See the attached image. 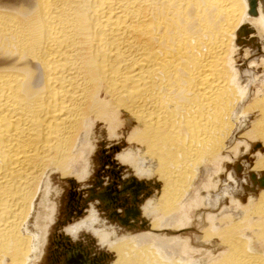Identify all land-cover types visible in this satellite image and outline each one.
Instances as JSON below:
<instances>
[{
	"label": "bare ground",
	"instance_id": "6f19581e",
	"mask_svg": "<svg viewBox=\"0 0 264 264\" xmlns=\"http://www.w3.org/2000/svg\"><path fill=\"white\" fill-rule=\"evenodd\" d=\"M124 125L116 161L163 184L149 227L158 185L105 151L88 199L149 231L116 239L91 207L72 238L111 264H264V0H0V264H38L52 178L85 179L96 128ZM77 246L64 264L109 258Z\"/></svg>",
	"mask_w": 264,
	"mask_h": 264
},
{
	"label": "rangeland",
	"instance_id": "374dc122",
	"mask_svg": "<svg viewBox=\"0 0 264 264\" xmlns=\"http://www.w3.org/2000/svg\"><path fill=\"white\" fill-rule=\"evenodd\" d=\"M259 73H263L262 71ZM261 86L256 87V89H260ZM257 91V90H256ZM122 132H120V136H115V137H111L109 138L106 134V132L104 131L103 128H96L95 132H94V136H93V151H91V154L88 155V171H87V177L85 179H83L82 181H76L75 179L68 177V178H60L59 175H54V177L52 178V190L48 195L49 201L53 204H51L54 207L55 212L53 211L52 215V219L54 220H50L49 221V227H48V231L46 233V242L44 245V252L42 253L41 259L39 260L38 264H53L54 262V255H51L52 251H56L55 247H59V244L65 243L67 242L68 244V238L67 236L70 238V243H76V244H80L81 247L84 246L86 247L89 251H91L90 256L92 258V256L98 255V252H103V253H107L109 254V258L104 259L102 262L103 264H111L113 259H115V253L109 249V247L107 246V244H101L98 240H97V234L93 233L92 231H90V229H81L78 232V235L75 238H72L70 236V234L68 233V231H66L72 224H76V223H82L83 220L85 221L86 218L89 216L90 214V210L91 207H93V209L95 210L96 216L97 218L100 220V223L104 225V231L110 232L109 231V227H113V228H117L115 229V234L117 236L116 239H119L121 237V235H124L122 237L127 236V234H131V235H137V234H141L143 232L149 231L148 227H149V219L142 215L141 209L142 206L145 204L146 200L148 201V199H150L153 196L158 197L161 189H162V182L157 180V176L153 175L152 176H146V175H142L141 177L136 176V174H134L132 171H134L133 168H131V166L122 164V163H118L116 161V155L122 151H125L127 148V144H126V130H128V127L126 125L123 126L122 128ZM117 137V138H116ZM260 145L257 143V141L252 144L250 147L253 149H256L257 147H259ZM121 147V149H120ZM250 148V149H251ZM103 151H105V155H110L112 157V159L119 165V166H123L122 168V178H125L127 176H129V174H131L132 176H134L137 180H141V181H145L148 183V181L152 184H156L158 185V187H154V186H149L150 189V194H148V196H145V192L143 191L141 194L138 195V199H141V202L139 204V209L141 212V218H144L143 220L147 221V226L141 228L139 226V224H137L138 226L135 228H129L128 226L122 225L120 223V221L118 220V222L112 221L111 219H107L106 215H105V211L103 210V208L99 207L100 204L97 200H92L91 198L88 199V196L91 192H89V188L95 185L96 187V179H97V175L99 172L101 171V167H102V162L104 161V156L102 159V155H103ZM119 151V152H118ZM255 152V151H254ZM244 155V154H242ZM243 157V156H242ZM240 161V160H239ZM237 161V162H239ZM105 169L110 168V166L108 164L104 165ZM133 169V170H131ZM130 171V172H129ZM100 177L103 179V182H105V185L108 184V179L110 178L108 176L107 173L102 172ZM69 180H72L74 182V185H71V182ZM54 186V187H53ZM116 188L122 189V185L119 182V180L117 181V185H115ZM94 188V187H93ZM71 190L73 192V194H78L77 195V204L76 202H70L69 200V196L71 193ZM96 190H99V188L96 187ZM93 192V190H91ZM70 192V193H69ZM94 193V192H93ZM92 193V194H93ZM91 194V195H92ZM95 194V193H94ZM72 198V197H71ZM125 198V199H122ZM133 199L132 195L126 191L122 193V196L119 195V199L116 201L117 203H124L123 201H125L126 199ZM74 199V198H73ZM76 200V199H74ZM87 200V201H86ZM127 201V200H126ZM73 203V204H71ZM67 204L68 205H72V214L74 212H76L77 209H79L81 211L80 214H78L76 212V214H73L72 218L68 219L71 215L69 214V217L66 215L67 214V210L69 212V209H67ZM115 204H112V206H114ZM133 205L132 202L125 203L123 207L119 208V213L121 214L122 217H124V209H128L131 208ZM84 209V210H83ZM117 210V208H116ZM67 216V219H66ZM54 217V218H53ZM132 220V219H131ZM100 223H97L94 225V227H96L97 229H102L103 226L100 225ZM83 224V223H82ZM109 228V229H108ZM66 229V230H65ZM108 229V230H107ZM191 231V229H187V230H180V231H176V232H172L173 235H177L178 233L182 234L184 231L188 232ZM152 233H165L167 236L172 235V233H170L167 229L166 230H158V231H151ZM112 234V233H110ZM66 236V237H65ZM112 236V235H111ZM111 236L109 237V239H111ZM121 237V238H122ZM56 239V240H55ZM99 242V243H98ZM63 245V244H62ZM100 257V255H99ZM63 257H59V260L56 264H61L62 262H60V260ZM53 259V261H52ZM100 259V258H99ZM102 260V259H101ZM64 263V262H63Z\"/></svg>",
	"mask_w": 264,
	"mask_h": 264
},
{
	"label": "flooded vegetation",
	"instance_id": "af4514ba",
	"mask_svg": "<svg viewBox=\"0 0 264 264\" xmlns=\"http://www.w3.org/2000/svg\"><path fill=\"white\" fill-rule=\"evenodd\" d=\"M94 187V186H93ZM91 188V187H90ZM70 193V192H69ZM77 193L76 194H73V192H72V190H71V193H70V196H69V200H70V202H73V203H75L77 200H79V199H77L76 197H77ZM72 197V198H71ZM76 199V200H74V199ZM73 203H71V204H73ZM67 209H69V212H68V210H67V216L69 217V214L71 215L68 219H70V218H72V216H73V214H76V212H74L73 214H72V205H68L67 204ZM84 210V209H83ZM69 213V214H68ZM67 216H66V219H67ZM56 240V239H55ZM63 244V245H62ZM62 244H59V247H55V250L56 251H52L51 252V255H54V257H53V259H54V262H53V264H56L57 262H58V260H59V257H63L61 260H60V262H62L61 264H64L65 262H66V257L68 256V253H66V250H68V249H70V251L72 252L74 249L73 248H76L75 246H77V244L76 243H70V240H69V242H68V244H67V242H65V243H62ZM80 245V244H79ZM81 246V245H80ZM77 248H78V246H77ZM82 248L84 249L85 248V252L86 253H88V249L86 248V247H84V246H82ZM91 253V252H90ZM98 255H95V254H93L94 256H92V258H91V256H90V261H92V262H94V261H96V260H101L103 257H104V253L103 252H98L97 253ZM99 255H100V257H99ZM100 258V259H99ZM53 259H52V261H53ZM64 262V263H63ZM102 262L100 261L99 262V264H101ZM89 264V263H88Z\"/></svg>",
	"mask_w": 264,
	"mask_h": 264
},
{
	"label": "water",
	"instance_id": "95a60500",
	"mask_svg": "<svg viewBox=\"0 0 264 264\" xmlns=\"http://www.w3.org/2000/svg\"><path fill=\"white\" fill-rule=\"evenodd\" d=\"M92 195L94 196L95 194L93 193Z\"/></svg>",
	"mask_w": 264,
	"mask_h": 264
}]
</instances>
